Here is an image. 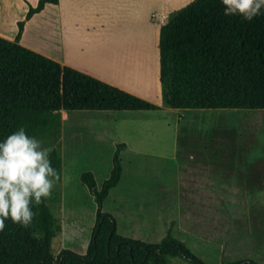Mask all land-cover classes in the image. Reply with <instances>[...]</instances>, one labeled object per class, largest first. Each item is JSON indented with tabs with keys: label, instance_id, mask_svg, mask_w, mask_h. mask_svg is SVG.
<instances>
[{
	"label": "trees",
	"instance_id": "trees-1",
	"mask_svg": "<svg viewBox=\"0 0 264 264\" xmlns=\"http://www.w3.org/2000/svg\"><path fill=\"white\" fill-rule=\"evenodd\" d=\"M41 0L19 24L16 41L0 37V140L20 126L54 145L62 132L63 112H144L164 107L179 110H264V15L252 21L225 16L220 0H195L171 16L161 29V84L164 107L65 66L20 44L26 23L48 4ZM118 145L113 169L101 188L94 172L81 176L97 203L96 222L85 254L53 244L62 232L51 200L37 206L27 229L10 221L0 232V264H170L181 258L206 264L175 237L173 229L160 243L125 237L104 203L123 174ZM63 181L64 160L51 154ZM58 199V198H57ZM227 264H258L254 260Z\"/></svg>",
	"mask_w": 264,
	"mask_h": 264
},
{
	"label": "rangeland",
	"instance_id": "rangeland-1",
	"mask_svg": "<svg viewBox=\"0 0 264 264\" xmlns=\"http://www.w3.org/2000/svg\"><path fill=\"white\" fill-rule=\"evenodd\" d=\"M8 15L0 11V26L6 24V30L12 25ZM23 21L17 23L18 33ZM184 112L182 119L170 108L61 114L62 132L54 146L63 157L64 175L50 197L62 224L53 244L55 256L65 248L86 253L97 203L81 176L94 172L101 188L111 175L118 145L126 143L131 149L122 151L121 181L104 203V211L116 217L121 235L156 244L173 229L175 237L206 264L240 260L264 264V110ZM98 118L111 122L104 133L91 126ZM116 120L119 124L113 127ZM177 151L178 159L173 160ZM189 153H208L220 162L218 154H239L246 157L242 166L248 170L213 175L219 183L203 190L196 176L186 172ZM170 264L189 263L175 258Z\"/></svg>",
	"mask_w": 264,
	"mask_h": 264
},
{
	"label": "crops",
	"instance_id": "crops-1",
	"mask_svg": "<svg viewBox=\"0 0 264 264\" xmlns=\"http://www.w3.org/2000/svg\"><path fill=\"white\" fill-rule=\"evenodd\" d=\"M40 1L0 0V11L8 13V21L12 23L8 30L6 24L0 26V37L16 41L19 35L17 23L26 20L30 7L36 8ZM194 1L60 0L58 5L48 4L42 12L26 23L20 44L65 66L164 107L161 84V29L172 15ZM166 109L169 108L164 107L158 112ZM174 110L180 115L177 119L187 116L183 114L186 113L184 111H192ZM96 113L102 115L114 112H91V115ZM177 119L174 125H178ZM118 124V120L112 122L113 127ZM91 126L103 130L104 133L106 128L111 126V122L98 118ZM130 149L127 144L126 151ZM178 153L177 151L173 160L178 159ZM218 157L221 162L214 161L216 157L208 153L188 155L186 172L196 176L197 179L194 180L200 187L203 185V190H206L208 185L219 183L218 179L212 178L213 175L238 174L237 170H248L242 166L246 157L239 154L230 157L218 154ZM224 157L232 158L233 164L225 163ZM231 166L233 169H229Z\"/></svg>",
	"mask_w": 264,
	"mask_h": 264
},
{
	"label": "clouds",
	"instance_id": "clouds-1",
	"mask_svg": "<svg viewBox=\"0 0 264 264\" xmlns=\"http://www.w3.org/2000/svg\"><path fill=\"white\" fill-rule=\"evenodd\" d=\"M225 16L252 21L264 15V0H220ZM55 146L30 135L24 126L0 140V232L10 221L29 228L37 215L34 209L53 194L60 173L53 166Z\"/></svg>",
	"mask_w": 264,
	"mask_h": 264
}]
</instances>
